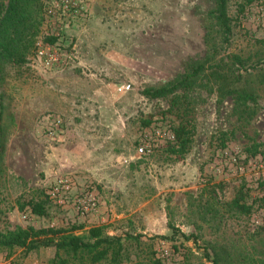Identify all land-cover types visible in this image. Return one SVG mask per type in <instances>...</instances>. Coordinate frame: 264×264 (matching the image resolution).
<instances>
[{"label":"rangeland","instance_id":"1","mask_svg":"<svg viewBox=\"0 0 264 264\" xmlns=\"http://www.w3.org/2000/svg\"><path fill=\"white\" fill-rule=\"evenodd\" d=\"M74 1L76 8L44 0L35 50L6 69L0 87V232L102 227L124 240L121 264H264V210L235 215L222 204L239 190L249 203L264 196V157L244 153L248 138H264V82L253 85L252 118L236 115L215 87L186 98L179 91L175 100L142 94L206 57L264 62V0H228L229 47L208 16L213 0ZM41 49L57 62L48 64ZM181 123L192 143L176 157L168 145ZM227 131L235 138L222 148L218 135ZM31 200L46 202L47 214L19 209ZM171 227L198 235V245ZM54 254L3 250L0 264H49Z\"/></svg>","mask_w":264,"mask_h":264},{"label":"trees","instance_id":"2","mask_svg":"<svg viewBox=\"0 0 264 264\" xmlns=\"http://www.w3.org/2000/svg\"><path fill=\"white\" fill-rule=\"evenodd\" d=\"M254 0H247L252 3ZM44 0H0V87L5 82L8 67L24 65L35 50L40 28L43 21ZM214 7L208 12L216 26L221 39V44L229 47L232 40V19L228 15V0H213ZM240 6V11L244 10ZM50 43L55 42V37H47ZM264 62L249 65L240 56L231 54L218 62L206 57L196 61L174 81L158 88H147L142 94L151 100L178 97V92L183 91L184 98L187 93L196 87H215L219 100L231 97L234 104V113L238 116L255 114L253 106L257 94L253 89L255 83L264 82ZM256 72V73H254ZM244 78V80H243ZM213 91V90H212ZM1 98V96H0ZM176 101H174L175 103ZM3 115V106L0 104V125ZM151 121H142L143 126H148ZM1 128V127H0ZM173 140L169 142L168 153L176 157L184 156L192 143V131L185 124H179L172 130ZM235 138L233 131L220 132L218 135L219 146ZM4 152L2 131L0 130V161ZM246 159L260 155L264 157V138L256 141L248 138L244 148ZM243 190H239L234 198L224 202L223 207L227 212L235 215H250L254 205L264 210V196L250 202ZM216 200V199H215ZM28 208L31 214L45 216L47 214L46 202L29 201L19 206L20 210ZM172 235L182 236L198 245L199 236L190 234L186 236L174 227ZM161 239L168 238L161 236ZM171 239V238H169ZM124 240L120 236L106 234L102 227H92L80 235L63 234L61 230L53 228L35 229L33 227H16L13 230L0 232V253L14 248H23L27 251L38 248L52 247L55 250L53 259L49 264H121L124 251ZM212 264H219L216 259L209 260ZM151 264H162L154 260Z\"/></svg>","mask_w":264,"mask_h":264},{"label":"built area","instance_id":"3","mask_svg":"<svg viewBox=\"0 0 264 264\" xmlns=\"http://www.w3.org/2000/svg\"><path fill=\"white\" fill-rule=\"evenodd\" d=\"M63 4L65 5V7H71V8H76L77 7V3L74 0H63ZM39 55L44 57L45 60L49 63H53V62H57L58 57L56 54H52L49 51H44V50H39ZM140 153H143V149L140 148L139 149ZM147 152H150L149 150Z\"/></svg>","mask_w":264,"mask_h":264}]
</instances>
